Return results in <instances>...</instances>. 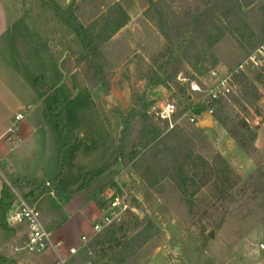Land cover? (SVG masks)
<instances>
[{"label": "rangeland", "instance_id": "obj_1", "mask_svg": "<svg viewBox=\"0 0 264 264\" xmlns=\"http://www.w3.org/2000/svg\"><path fill=\"white\" fill-rule=\"evenodd\" d=\"M156 1L5 0L12 30V34L4 39L7 53L18 57L24 64L27 62L24 67H29L25 69H29L30 77H35L34 81L43 77L45 84L52 88L55 93L47 95V107L59 108L64 132L68 133L65 138L54 121L47 118L49 123L20 139L23 149L29 148L27 153L34 163L44 160L45 167L42 165L38 169V175L44 174V181L48 180L47 176L54 177L56 168L61 184L72 187L79 181L78 176H81L82 171L96 174L115 160L122 125L118 115L120 110L116 107L111 110L112 104L109 108L104 97L109 94L111 82L116 83L114 93L121 96V100L126 99L124 94L131 95L133 107L130 110L134 114L147 116V121L152 122L162 135L168 130L165 122L156 116V109H152L154 102L149 100L151 93L148 92L152 86L145 79L153 66L152 59L167 43L154 21L146 15L151 2ZM251 2L244 16L248 29L238 28L232 32L228 29L205 54L199 70L192 64H186L174 82H169V88L163 86L167 100L177 105L175 126L187 135L194 133L195 136L196 126L192 122L185 117L178 120L185 103L175 85L180 82L186 86V81H180L178 77L192 80L202 76L201 79L205 80L207 72L216 69L226 76L232 73L230 80L236 84L235 93L229 94L235 95V100L230 97L226 105L213 106V117L216 113L224 124L214 117L216 131L205 134L201 130L206 142L198 135L194 138L205 158L211 159L215 153H219L239 177L222 206L220 203L212 205L214 202L211 199L205 200L208 215L203 220L207 222V232L198 234V229L191 223V210L196 211L200 202L209 197L208 187L195 194L191 208L185 194L177 189L173 181L163 179L151 187L135 169L134 161H128L131 144H138L142 138L138 117L130 125L123 148L126 159L122 157V160L116 161L119 165L113 163L109 167L111 178L104 182L97 193L100 205L107 210L108 203L115 197L127 205L126 211L115 220L122 227L120 231L116 229L118 246L111 250L108 248L109 243L105 244V257L99 256V247L95 248L98 251L96 253L87 246L89 242L94 244L101 238H107L112 226L109 224L110 227L106 226L97 234L92 233L87 237L83 246L75 247L76 253L66 264H264V67L257 70L248 61L257 48L264 46V15L261 12L264 0ZM117 7L130 18L126 27L123 26L99 48L109 89L107 91L103 86H96L102 88L103 96L87 85L75 91L73 81L79 83L85 75V64L89 57L77 28L88 27L98 17L118 14ZM176 11V6L168 10L171 16ZM249 33L255 35L253 41H250ZM241 34L245 35V39ZM25 48H28L27 57ZM153 68L156 70V67ZM237 72L245 75L238 81L234 79ZM240 89L244 91L240 92ZM32 114L27 116L31 125L36 120L35 116L31 117ZM232 120L244 121L249 130L256 134L251 153L247 154L228 134L227 128L232 125ZM14 136L17 137L16 134ZM58 149V163L51 171ZM78 149L82 151L77 156ZM7 178L12 182L8 175ZM49 179L56 182L54 178ZM85 183L87 177L81 181V184ZM39 187L46 193V199L43 207L35 206V209L45 226L43 217H47L50 212H58V204L64 199L59 194L51 196L49 188L43 184ZM16 189L20 191L18 187ZM30 197L26 196L25 200L32 206ZM0 232L3 236H9L8 233ZM67 233L69 240H80L78 227L73 226L71 232L67 230ZM209 233H212V237ZM4 245L12 249L13 243L2 242L0 254L7 253ZM47 250L29 253L22 249L20 253L32 258L45 254ZM0 264L3 262L0 261Z\"/></svg>", "mask_w": 264, "mask_h": 264}, {"label": "trees", "instance_id": "obj_2", "mask_svg": "<svg viewBox=\"0 0 264 264\" xmlns=\"http://www.w3.org/2000/svg\"><path fill=\"white\" fill-rule=\"evenodd\" d=\"M251 5V0H157L151 2L146 15L154 21L159 33L167 43L152 59L153 66L145 76L148 85H162L169 88V82H174L186 64H192L195 69L199 70L203 65L202 59L205 54L209 53L211 47L225 35L228 29L230 32L234 29L237 31L238 28L248 29L244 16ZM174 6L177 7L178 11L173 12V16H171L168 10ZM117 9L119 13L114 16L98 17L88 27L77 28V33L83 40L89 57L85 64V75L81 77L79 83L73 81L75 91L84 85L92 89L100 85L108 91L109 82L104 73L103 56L99 48L128 22L129 17L121 11V8L117 7ZM261 12L264 15V7L261 8ZM225 21H227L226 24ZM262 35V38H264V33ZM241 37L245 39L244 34H241ZM249 37L250 41H253L255 35L249 33ZM153 67H156V70ZM66 72L69 71L66 70ZM244 76L242 72H237L234 79L238 81ZM175 86L177 93L185 103L183 109L185 111L192 106L193 101L189 97L185 85L176 82ZM35 87L38 90L49 91L43 77L35 81ZM239 91L243 92L244 90L240 89ZM51 93L55 92L52 91ZM230 97L235 100V95L231 94L215 102H207L208 104L206 103L204 107L206 105H226ZM58 109V107L47 108L44 111V117L52 119L57 129L66 138L68 133L64 132L63 116ZM202 109L197 112L202 111ZM118 115L122 129L120 132L121 141L118 140L117 143L116 158L109 166L101 169L98 173L87 175V183L83 184V187L88 185L102 171L107 170L117 160H122V157L125 158L123 148L130 125L140 117L137 124L141 127L142 138L138 144H131L128 161H134L135 169L139 171L140 176L151 187H155L163 179L173 181L177 189L185 194L184 197L191 208L194 205L195 194L204 187H208L209 197L200 202L198 208L196 207V211L192 212L191 210L192 225L196 226L199 235H204L208 230L207 222L203 220L208 215L207 210H205V204H207L205 200L211 199L214 202L212 205L220 203L222 206L239 180L229 162L219 153H215L211 159L203 156L201 150L197 148L194 138L198 135L203 142H206V136L197 127L195 128V136L194 133L187 135L177 126L168 129L162 135V132L152 122L147 121V116H139V113L134 114L132 111L127 112V114L120 111ZM214 117L221 124H224L221 117L217 116L216 113H214ZM164 122L168 128V122ZM227 132L247 154L253 151V141L256 134L249 130L244 121L232 120V125L227 128ZM125 159L123 160L126 162ZM14 200L15 197L11 188L5 185L0 193L1 230L9 229L7 218ZM116 225H119L118 228H114ZM110 226L111 229L107 238H101L94 244L89 242L87 245L94 252L96 251L95 248L99 247L101 250L99 252L100 257L106 256L105 244L109 243L108 248H111V250L118 246L116 235L122 227L115 221ZM110 260L114 259L111 258ZM102 264L108 263L104 262Z\"/></svg>", "mask_w": 264, "mask_h": 264}, {"label": "crops", "instance_id": "obj_3", "mask_svg": "<svg viewBox=\"0 0 264 264\" xmlns=\"http://www.w3.org/2000/svg\"><path fill=\"white\" fill-rule=\"evenodd\" d=\"M124 27H126V25ZM11 31L6 11V2L5 0H0V193L5 185L11 186L10 188H12L11 190L15 200L10 212L14 211L18 206L16 195H19L23 200L26 199V196H31L30 198L33 200L32 206L34 208L35 206H39L40 208L43 207L46 193L39 189L41 184L49 188V194L51 196L59 194L63 197L64 201L59 202L58 212H50L47 217H43L46 227L43 226L51 232L52 237V246L47 248L48 250L45 254L32 258L28 257V255L24 256L21 254L20 251L26 240L27 228L24 224H17L14 226H10L9 224L8 230L0 229L4 234L8 233L9 235L3 236V234H0V244H2V242H12L13 245L12 249L8 248L6 245L3 246V248L7 250V253L0 254V261L3 262V264H8L9 262L16 264H58V255L64 256L67 262V260L74 255L70 254L69 250L71 248L83 246L84 241L82 237H90L93 233L94 222L102 218L103 210L106 209V207L103 208L100 205L97 193L105 184L104 182L111 178V176H109L111 167L98 174L85 187L81 184L83 177L89 175V173L85 171L80 173L81 176H78L79 181L72 187L61 184V179L56 173V168L55 171H53L54 177L47 176L46 178H48V180L46 179V181H44L45 176L43 173L38 175V169L41 168L42 165L45 167V163L43 164L44 160L34 163L33 159L28 156L27 151L29 148L23 149L20 139L24 138L29 132L40 128L39 126L49 123L48 119L44 117V111L48 108L46 104L47 95L52 94L51 92L53 90L46 84L49 91L38 90L33 80L35 77H30L29 69L26 70L25 68L27 66L24 67V65H27V62L24 64L18 57L8 55L4 39L12 34ZM26 50L27 57L28 48ZM21 59H23V57H21ZM59 62L61 64V61ZM115 87L116 83L111 82L110 95L106 94L104 97L106 100L107 96L111 99V104L113 106L111 110H114L116 107L122 113L126 114L133 107L130 99L131 95L128 96L124 94L126 101L121 100V96H117L114 93ZM92 90L98 93V95L103 96L101 87H95ZM148 92L151 93L149 95V100L154 102L152 104L153 110L159 109L163 104L168 102L166 89L162 85L152 86L148 88ZM19 113H22V118L15 119V116ZM30 114H32L31 117H36V120L32 121V125L27 119V116ZM183 119L184 118L178 120ZM192 124L205 134H212L213 131L217 129L213 115L204 109L197 113ZM14 134H16L17 137H15ZM58 151L59 149L54 155L55 160L51 164V171L54 170V166L58 163ZM81 151H77L76 155L78 156ZM24 153L26 155H24ZM74 158H76V156H74ZM114 164L119 165L117 162ZM7 175L11 178L13 183L8 180ZM49 178H54L56 182L53 183ZM24 185L26 186L24 187ZM17 187L20 191L16 189ZM73 226L78 227L81 232L80 240L78 239L75 242H73V239H68L67 233V230L71 232Z\"/></svg>", "mask_w": 264, "mask_h": 264}, {"label": "built area", "instance_id": "obj_4", "mask_svg": "<svg viewBox=\"0 0 264 264\" xmlns=\"http://www.w3.org/2000/svg\"><path fill=\"white\" fill-rule=\"evenodd\" d=\"M258 53L259 55H257ZM248 61L260 70L264 67V46L261 45L257 48L249 57ZM240 65V69H242ZM241 71V70H240ZM232 73L227 76L217 72L213 69L208 71L206 74L207 79L202 80V76H197L196 79L187 80L186 78L178 79L180 81H186L187 93L192 99L193 104L186 109L178 119L187 118L190 122H194L197 111L202 108L212 114L213 106L204 105L207 102H215L221 98H226L230 93H235L234 87L236 84L230 80ZM208 104V103H207ZM202 109V110H203ZM177 110V105L173 102H166L158 110H156V116L162 120L168 122V129L175 126L174 117ZM22 113L15 116V119H21ZM11 187V186H10ZM12 189V188H11ZM18 206L17 208L8 213L7 221L10 224H24L27 228L26 240L22 246V249L27 252H41L52 246L51 232L48 231L40 221L37 210L23 200L19 195H16ZM127 209V205L124 201L119 200L115 197L114 200L108 203V210L104 209L101 220L94 222L93 224V235L100 232L103 228L115 221L122 213ZM88 238L82 237L85 242ZM75 248L69 250L70 254L76 253ZM58 264H66V258L58 255Z\"/></svg>", "mask_w": 264, "mask_h": 264}, {"label": "water", "instance_id": "obj_5", "mask_svg": "<svg viewBox=\"0 0 264 264\" xmlns=\"http://www.w3.org/2000/svg\"><path fill=\"white\" fill-rule=\"evenodd\" d=\"M107 100H108V105H111V99L109 98V96H107ZM209 236L212 237V233H209ZM87 264H90L89 262Z\"/></svg>", "mask_w": 264, "mask_h": 264}]
</instances>
